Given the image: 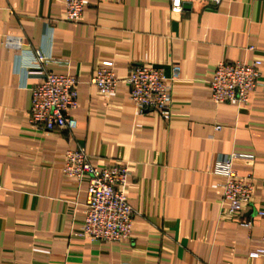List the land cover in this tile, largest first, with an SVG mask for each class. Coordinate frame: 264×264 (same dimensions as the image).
<instances>
[{
	"label": "crops",
	"instance_id": "obj_1",
	"mask_svg": "<svg viewBox=\"0 0 264 264\" xmlns=\"http://www.w3.org/2000/svg\"><path fill=\"white\" fill-rule=\"evenodd\" d=\"M84 1L70 23L62 0H0V264H264L249 259L264 227L255 215L264 212V0H185L181 13L170 0ZM35 50L48 58L43 69L78 81L72 131L28 123ZM256 60L248 104L214 105L218 63ZM106 62L118 80L108 97L89 83ZM137 65L166 76L180 67L169 121L129 100L125 80ZM77 149L95 168L127 166L128 239L81 236L88 179L62 173L66 151ZM230 154L253 158L233 166L254 186L236 215L221 207L224 179L214 173Z\"/></svg>",
	"mask_w": 264,
	"mask_h": 264
},
{
	"label": "built area",
	"instance_id": "obj_2",
	"mask_svg": "<svg viewBox=\"0 0 264 264\" xmlns=\"http://www.w3.org/2000/svg\"><path fill=\"white\" fill-rule=\"evenodd\" d=\"M200 1L218 5L222 0ZM184 3L185 0H170V11L181 13ZM62 5L67 22L77 23L81 20L85 8L84 0H62ZM7 45L20 48L18 41L8 40ZM32 56L33 70L29 74L38 76L39 82L30 89V127L38 131L74 130L76 122L69 113L77 106L76 77L53 74L43 69L48 58L39 50H35ZM111 67V63H104L89 81L104 97L112 95L118 84ZM260 68L259 60L250 64L224 61L218 63L209 83L212 103L247 105L251 93L257 87ZM179 80L178 65L171 66L169 76H166L161 67L137 65L130 68L125 82L129 88V100L139 114L156 112L167 122L172 111V83ZM241 160L252 161L253 158L230 154L218 161L214 167V173L224 179L221 184V207L225 208L229 215L241 213L251 204L253 198L252 178L240 177L233 169L234 163ZM62 173L78 182L84 177L88 179L81 236L101 243H115L130 237L135 213L125 195L129 177L126 165L98 169L90 165L89 157L82 149L68 150L65 153ZM255 215L264 219V212H257ZM240 225L250 229L251 221L246 220ZM259 242L261 248L250 253L249 259H264V227Z\"/></svg>",
	"mask_w": 264,
	"mask_h": 264
}]
</instances>
